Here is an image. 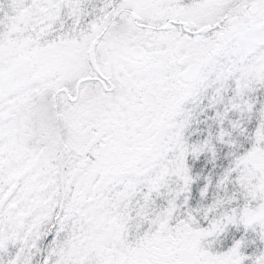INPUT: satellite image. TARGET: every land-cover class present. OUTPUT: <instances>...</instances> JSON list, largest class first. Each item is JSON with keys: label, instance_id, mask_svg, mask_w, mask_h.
<instances>
[{"label": "snow or ice", "instance_id": "6c2138e0", "mask_svg": "<svg viewBox=\"0 0 264 264\" xmlns=\"http://www.w3.org/2000/svg\"><path fill=\"white\" fill-rule=\"evenodd\" d=\"M0 264H264V0H0Z\"/></svg>", "mask_w": 264, "mask_h": 264}]
</instances>
